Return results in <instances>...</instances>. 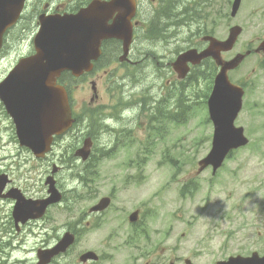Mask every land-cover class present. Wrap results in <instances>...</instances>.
<instances>
[{"label": "rangeland", "instance_id": "obj_1", "mask_svg": "<svg viewBox=\"0 0 264 264\" xmlns=\"http://www.w3.org/2000/svg\"><path fill=\"white\" fill-rule=\"evenodd\" d=\"M158 1L155 0V6ZM164 1L169 11L188 9L195 14L193 23L190 22L192 31L198 27L197 21L201 24V19L212 24L218 20V26L211 32L224 39L229 23L241 25L242 33L226 58L254 47L264 36V0H242L231 20L225 13L230 10L232 0H220L221 8L220 5L210 8L204 0ZM30 35L31 30L27 37ZM14 36L15 31L10 38ZM191 43L195 39L185 31L175 39L149 36L144 50H137V59L141 58L142 63L136 72L123 68L109 79L97 81L101 96L97 102L90 103L88 81L69 82L70 94L75 98L72 103L75 116L95 119L92 127H87L86 119L82 124L81 132L91 131L95 136V156L87 165L72 158L80 139L81 132L77 129L58 140L47 160L39 163L25 152L10 160L8 154H15L18 145L14 141L6 144L9 140L6 137L0 140V169L15 176L28 197L46 195L44 180L52 161L63 166L58 182L64 200L47 215L57 219L61 228L74 227L80 214L86 215L88 207L98 198L111 196L110 206L93 218L88 231L80 234L72 249L74 254L96 249L103 255L100 264H122L119 260L112 261L116 248L124 264H151L147 260L153 255L157 264H168L172 257L175 264L185 257L196 264H214L232 254L248 255L254 250H264V56L249 55L228 73L231 81L241 83L244 88L242 109L235 124L244 127L248 144L232 152L215 178L209 169L194 176L197 160L209 150L212 135L204 99L211 86V69L207 72L201 66L178 84L166 65ZM124 73L128 77L122 78ZM109 94L114 98L110 99ZM178 94L190 106L179 115L183 122L153 119L159 105L172 110L170 105ZM117 142L115 150L100 157L103 149L108 150ZM30 167L33 170L28 171ZM86 171L92 175L85 176ZM76 174L87 178V188L83 187L85 179ZM190 176H194L198 186L192 193L187 186L183 193L181 189L191 180ZM72 189L78 197L75 204L71 200ZM0 206L5 211L9 209L5 202ZM135 207L141 209L142 216L133 229L128 227L127 217ZM33 224L18 232L11 229L13 236L30 242L31 259L41 239L49 238L43 234L51 232L34 228L37 233L31 235L33 229L29 227ZM61 228L56 227V232H61ZM137 234L140 243L152 245L148 252L137 249ZM203 249L205 256L201 254Z\"/></svg>", "mask_w": 264, "mask_h": 264}, {"label": "water", "instance_id": "obj_2", "mask_svg": "<svg viewBox=\"0 0 264 264\" xmlns=\"http://www.w3.org/2000/svg\"><path fill=\"white\" fill-rule=\"evenodd\" d=\"M23 0H0V32L16 18ZM240 0H234L231 14L234 15ZM83 9L76 15H54L45 17L34 39L36 54L19 63L13 75L0 84V98L15 120L16 130L21 144L28 146L38 156L47 151L52 133H61L71 124L67 96L63 86L56 84V77L68 70L73 76H79L82 69H89L88 47H98L100 38L113 34L109 27H102L99 20L92 17L93 8ZM241 29L237 26L229 30L226 40L219 41L212 37L210 44L201 52L194 49L179 55L173 63L174 69L183 77L188 68L186 62L199 63L211 56L219 69L214 77L213 86L207 100L209 118L213 123L211 149L199 160L198 171L211 165L213 172L221 165L226 154L233 148L247 143L242 127H236L234 120L241 108L243 89L232 84L227 71L235 68L243 56L236 54L230 60H223L221 51L232 48ZM264 50V40L258 50ZM97 54H95L96 56ZM94 56V57H95ZM21 74H35L36 78L20 77ZM86 145V143H85ZM83 158L87 152L79 150ZM54 200L52 197L43 201V206ZM108 198H103L93 209L107 206ZM29 203L21 207V213L28 209ZM20 218L21 214H20ZM135 213L130 220H134ZM71 241L65 238L52 251L44 255L49 258ZM90 253L85 254V257ZM218 264H264V255L249 258L229 257Z\"/></svg>", "mask_w": 264, "mask_h": 264}, {"label": "flooded vegetation", "instance_id": "obj_3", "mask_svg": "<svg viewBox=\"0 0 264 264\" xmlns=\"http://www.w3.org/2000/svg\"><path fill=\"white\" fill-rule=\"evenodd\" d=\"M94 0H28L25 7H29L30 12L25 13L19 20V22L10 30H8L3 36L2 45L0 48V82L10 73V71L17 65L18 61L22 58L30 57L35 54L36 47L32 43V37L35 33L38 25V15L40 13L53 14V13H71L75 14L79 12L82 8L89 5ZM103 2V7L106 14L105 23L107 25L116 24L119 26L118 30L114 35L110 37L101 38L99 41V52L95 59H91L90 71L84 72L79 77H71L68 72L61 73L57 79V83L67 84L68 80H78V81H89L95 84L96 89L90 96V102H97L100 99L99 90L97 89V81L103 79H109L115 75L116 71L123 68H132L135 72L137 71V65L142 63V59H137V50H144L145 43L150 36L151 38L157 37L158 35H167V38H175L173 35L181 34L183 31L190 32V22L193 23L192 18L195 14L188 9L180 10L179 12L169 11L167 6H165L164 0H159L157 6H155V0H98ZM191 19V20H190ZM201 19V18H200ZM165 21V22H164ZM201 24L198 23V28L193 30L194 32L200 33V35L207 34L206 32L215 31L218 26V20L211 23L209 20L201 19ZM205 26L208 28L205 29ZM31 30V35L27 37V34ZM131 32V37H128L125 31ZM15 31L14 38H10ZM195 39V43L189 47H196L197 49H202L205 47L207 42L202 40V37ZM194 36L196 34L194 33ZM137 43L140 44L137 46ZM146 53V52H145ZM96 53L93 51L92 55ZM168 64V62L166 63ZM193 70V66H190V70ZM128 77L127 73H124L122 78ZM173 77V73H172ZM36 78V76H32ZM169 81L167 80V83ZM68 93V101L71 108L72 117H74V109L71 107L75 98ZM109 98L113 99L114 95L109 94ZM109 107L114 108V105H109ZM158 109V108H157ZM157 109L155 112H157ZM163 110V107L161 106ZM75 118V117H74ZM9 140L6 142L14 141L18 143V139L15 133L14 123L12 117L8 113L7 109L3 105L0 99V140L4 138ZM26 154L30 156L34 161L36 159L30 154V151L22 146H18L17 152L13 154L12 152L8 154L10 160L15 157H19L21 154ZM5 155V158L8 157ZM24 158V157H23ZM0 175H5V177L0 179V203H7L10 207V213H14L20 204L19 189L20 186L16 182L15 176L7 172L6 170L0 169ZM13 189H18L17 197H9L8 193L13 196ZM21 190V189H20ZM48 208V207H47ZM46 208V210H47ZM52 210L49 208L48 212ZM141 211V209H140ZM34 211H31V216L33 217ZM34 219V218H33ZM29 218L24 226L31 222H36ZM44 218L42 217L41 220ZM55 218H47L46 220H54ZM53 229V225H49ZM19 231V227L16 229ZM54 231V230H52ZM56 233H51L50 236H54ZM61 234L59 233L55 240L49 241L47 243H40L39 246L35 248V253L37 250L47 249L52 247L55 242L59 239ZM151 246V244H150ZM71 249L66 251L64 254L58 255L57 257H52L48 264H79L76 263L77 257L71 254ZM147 250L146 252H148ZM257 252V251H256ZM262 252H257L262 254ZM202 255H205V249L201 251ZM156 255L150 257L147 261L149 263L157 264L154 259ZM37 258V257H36ZM99 259V258H98ZM92 260H88L86 263L82 264H95ZM172 259H170L171 261ZM37 261V259H36ZM168 261V263L170 262ZM120 262L124 264L123 259ZM142 261L141 263H143ZM184 259L182 261V264Z\"/></svg>", "mask_w": 264, "mask_h": 264}, {"label": "bare ground", "instance_id": "obj_4", "mask_svg": "<svg viewBox=\"0 0 264 264\" xmlns=\"http://www.w3.org/2000/svg\"><path fill=\"white\" fill-rule=\"evenodd\" d=\"M165 22V21H164ZM202 37V35H200ZM238 188V187H237ZM72 194L74 195L75 194V190L72 189ZM132 250V249H131ZM130 255V254H129ZM124 262V261H123ZM115 263V262H114Z\"/></svg>", "mask_w": 264, "mask_h": 264}]
</instances>
